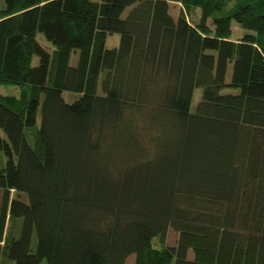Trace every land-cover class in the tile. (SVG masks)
I'll use <instances>...</instances> for the list:
<instances>
[{"label": "trees", "instance_id": "obj_1", "mask_svg": "<svg viewBox=\"0 0 264 264\" xmlns=\"http://www.w3.org/2000/svg\"><path fill=\"white\" fill-rule=\"evenodd\" d=\"M0 84V264H264V0H4Z\"/></svg>", "mask_w": 264, "mask_h": 264}, {"label": "rangeland", "instance_id": "obj_2", "mask_svg": "<svg viewBox=\"0 0 264 264\" xmlns=\"http://www.w3.org/2000/svg\"><path fill=\"white\" fill-rule=\"evenodd\" d=\"M3 2H4V0H0V5H2ZM180 9H181L180 5H176L175 3H171V14L174 17H178V15L180 13ZM129 11H130V9H128L126 11L125 15L127 13H129ZM201 15H202L201 9L196 8V9L191 11L190 18L192 20H198V18L201 17ZM232 28H233L232 39L235 41L241 40L248 32L239 23H237L235 20H233ZM38 40L47 49H49L52 52L54 51L53 44L46 38V36L43 33H39ZM120 41H121V36L119 34L109 35L107 38V41H106V48H108V49L116 48L119 46ZM78 62H79V51L76 50L72 53L71 65L76 66L78 64ZM33 63H34V65H37L39 63V58L37 56L34 58ZM232 69H233V66L230 65L228 76H227L228 82L231 81ZM232 91H233V89L226 88L223 90V93L226 94V93H230ZM99 92L101 93V90ZM0 94L19 96L21 94V87L19 85L0 84ZM202 95H203V89L197 88L195 90L194 98H193V110L196 109L198 103L202 99ZM63 96L67 102L72 103L76 99H78L80 95L73 93V92L65 91L63 93ZM40 121H41V113H39V122ZM5 161H6L5 157L3 156L2 153H0V164H4ZM23 199L25 201H28L27 195L24 194ZM22 223H23L22 219L17 220L16 223H14V225H12V223H10V231H12V233H14L16 235V237H19L21 234ZM177 238H178V233L176 232L175 229L171 228V229H169L167 236L163 240L164 242L162 241V239L160 237H156L153 240V245L155 248H162L164 246V244H166V246H174L177 243ZM37 241H38V239H37V236L35 235L33 238V250L36 249ZM189 259H191V260L194 259V252L192 250L189 251ZM135 260H136V256L131 255L128 258L126 264H135ZM42 264H47V261L44 260L42 262Z\"/></svg>", "mask_w": 264, "mask_h": 264}]
</instances>
